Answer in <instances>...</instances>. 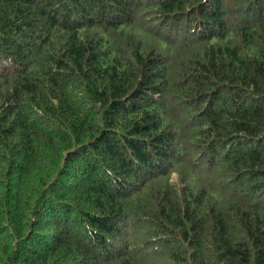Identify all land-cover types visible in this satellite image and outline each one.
I'll return each mask as SVG.
<instances>
[{
  "label": "trees",
  "instance_id": "obj_1",
  "mask_svg": "<svg viewBox=\"0 0 264 264\" xmlns=\"http://www.w3.org/2000/svg\"><path fill=\"white\" fill-rule=\"evenodd\" d=\"M0 264H264V0H0Z\"/></svg>",
  "mask_w": 264,
  "mask_h": 264
}]
</instances>
